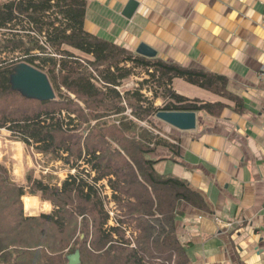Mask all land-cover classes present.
I'll use <instances>...</instances> for the list:
<instances>
[{
	"label": "trees",
	"instance_id": "obj_1",
	"mask_svg": "<svg viewBox=\"0 0 264 264\" xmlns=\"http://www.w3.org/2000/svg\"><path fill=\"white\" fill-rule=\"evenodd\" d=\"M86 6L85 0L0 2V129L71 172L59 187L26 176L28 193L54 199L56 208L26 217L21 205L25 186L12 182L0 163V264H67L66 256L38 259V246L52 250L42 241L30 247L25 240H12L25 223L38 220L60 231L73 225L81 236L71 246L79 264H86L83 259L87 264H189L176 236L180 205L205 213L210 208L186 181L156 172L164 158L150 157L159 149L179 156L176 138L151 131L161 133L156 114L214 117L224 108L178 95L172 90L175 79L241 110L242 103L228 92L223 76L145 58L88 33ZM21 63L47 76L53 101L29 100L11 89L10 75ZM129 78L137 79L136 87L121 90ZM9 248L19 259L8 257ZM30 256L34 260L28 261Z\"/></svg>",
	"mask_w": 264,
	"mask_h": 264
},
{
	"label": "crops",
	"instance_id": "obj_2",
	"mask_svg": "<svg viewBox=\"0 0 264 264\" xmlns=\"http://www.w3.org/2000/svg\"><path fill=\"white\" fill-rule=\"evenodd\" d=\"M84 29L135 53L145 44L156 57L227 79L235 103L180 79L172 90L188 99L221 103L218 116L199 112L196 128L176 138L179 156L164 149L150 158L160 175L182 179L201 193L205 213L182 203L176 236L189 264H264V0H85ZM136 54V53H135Z\"/></svg>",
	"mask_w": 264,
	"mask_h": 264
},
{
	"label": "rangeland",
	"instance_id": "obj_3",
	"mask_svg": "<svg viewBox=\"0 0 264 264\" xmlns=\"http://www.w3.org/2000/svg\"><path fill=\"white\" fill-rule=\"evenodd\" d=\"M5 0H0L3 2ZM137 79L129 78L126 80L121 87V90L133 89L136 87ZM150 96L149 94H147ZM161 104L160 100L155 101V106ZM129 111V110H128ZM157 121V120H156ZM155 123L160 128L161 133L153 131L154 134H158L161 137L167 138L173 141L166 135V130L162 129L163 124L157 121ZM50 155H42L35 152L31 148H27L22 143L13 140L10 134L0 129V163L3 164L10 176L12 182L18 185L25 186L24 191L26 192L24 196L21 197V205L23 213L26 217L38 218L40 215L51 214L56 208L53 205L54 199L51 201L46 200V198L41 194H29L28 187L26 186V176H31L32 179L42 181L45 185L50 187L56 185L60 186L61 182L67 177L69 172L68 168L61 164L60 162L51 160ZM109 195V193H107ZM2 224H0V227ZM77 232H73V225L70 223L66 225L63 231L53 227L52 225L38 220L35 223H25L19 232H15L12 235L13 241H18L20 239L25 240L28 246H32L34 242H43L47 245L49 249L47 251L45 246H38V259L43 258H61L66 256L67 264L69 263L70 257H72L78 251H74V246L78 245L81 236L77 237ZM10 240V242L12 241ZM73 246V249H71ZM43 247V248H42ZM38 248L34 250H38ZM12 250V251H10ZM60 251V255H59ZM5 252L8 257L12 259H19V255L13 251V249H7ZM73 252V253H71ZM19 253V251H18ZM59 255V256H58ZM28 261L34 260L33 256L27 257ZM82 260V259H81ZM86 262V259H83Z\"/></svg>",
	"mask_w": 264,
	"mask_h": 264
},
{
	"label": "water",
	"instance_id": "obj_4",
	"mask_svg": "<svg viewBox=\"0 0 264 264\" xmlns=\"http://www.w3.org/2000/svg\"><path fill=\"white\" fill-rule=\"evenodd\" d=\"M136 6L137 3L134 0H129L124 7L122 16L127 19L131 18ZM135 53L145 58L156 57V52L143 43L138 45ZM9 82L11 89L26 99L41 102L55 99L47 76L24 63L13 68ZM156 119L181 132L192 131L196 128V115L192 112H158ZM68 264H79L78 253L70 257Z\"/></svg>",
	"mask_w": 264,
	"mask_h": 264
},
{
	"label": "built area",
	"instance_id": "obj_5",
	"mask_svg": "<svg viewBox=\"0 0 264 264\" xmlns=\"http://www.w3.org/2000/svg\"><path fill=\"white\" fill-rule=\"evenodd\" d=\"M258 79H260V80L264 79V71H260L258 73ZM261 214H262V216H264V204H263V206L261 208Z\"/></svg>",
	"mask_w": 264,
	"mask_h": 264
}]
</instances>
